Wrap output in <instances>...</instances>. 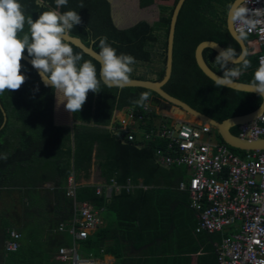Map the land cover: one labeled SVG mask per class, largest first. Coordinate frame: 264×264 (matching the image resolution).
<instances>
[{"label":"trees","instance_id":"16d2710c","mask_svg":"<svg viewBox=\"0 0 264 264\" xmlns=\"http://www.w3.org/2000/svg\"><path fill=\"white\" fill-rule=\"evenodd\" d=\"M233 1H184L175 29L172 74L163 86L171 95L218 121L249 113L263 101L258 93L217 87L200 69L195 58V49L203 40H215L224 48L230 46L235 49L236 56L241 53L240 44L227 28V13ZM20 2L25 13L32 15L34 20L49 7H55L54 0H44L43 5L38 0ZM177 2L139 0L142 8L157 4L159 17L140 20L128 28H118L114 24L109 0H68V4L59 11L78 12L82 22L70 34L80 37L96 51H100L99 38L106 36L118 54L135 57L131 78L161 80L167 63L171 17ZM81 3L83 8L79 7ZM117 15L120 20V9ZM243 36L246 42L250 40L249 36ZM69 45L84 60H91L99 74L101 66L96 59L74 44ZM24 53L27 54V51ZM217 54L209 47L203 51L208 65L222 75L215 59ZM245 59L251 62V66L235 80L252 83L258 57L248 52ZM241 62L230 63L228 67H239ZM22 65V72L27 77L25 83L19 90H6L0 95V191L4 189L11 193L12 188L20 191L22 197L29 201L27 211L39 206L40 212L44 213L48 201H55L56 217L49 222V230L44 235L40 233L39 236L36 229H29L21 246L9 252L5 251L4 242L12 228L8 229L9 224L2 223L0 261L4 260L5 264H46L44 255L58 251L60 245L66 243L63 233L54 230L61 222L68 225L74 218L75 204L67 195L68 178L72 176L76 183L81 178H88L95 163L105 183L110 185L115 182L121 186L120 191L108 197L105 188L101 195H97L98 185L79 184L75 200L77 203L89 201L97 208L106 207L116 214L118 223L115 227H101L82 240L86 254L95 252L98 255L104 248L107 253L121 259V264H172L170 257L179 260L177 264H191L192 255L197 254L199 264L202 261L218 264L217 247L212 245L215 240L222 241L230 231L194 233L198 223L196 210L190 205L189 193L177 188L187 175V167H167L157 160V149L166 148L164 139L143 137L135 142L119 136V116L130 107L141 110L142 106L134 105L132 101L142 92H149L150 99L156 93L144 87L109 88L101 83V91H89L82 110L72 113L74 126L59 125L54 120L55 93L51 86H45L35 68L24 59ZM63 106L58 105L59 121L69 117V111H65ZM152 115L163 122L168 119L155 112ZM111 124L112 127H109ZM147 127L153 128L152 120ZM232 132L239 134V126L233 127ZM218 137L224 142L219 134ZM229 147L239 155L246 153L245 150ZM140 180L147 188L137 186ZM128 181L134 188L127 190ZM47 184H50L46 187L47 192L39 191L36 197L33 196L37 188ZM42 224L41 230L44 229ZM158 239L164 243L162 255L156 254ZM126 240L137 247L153 243L150 256L141 260L124 257ZM166 259L169 260L167 263Z\"/></svg>","mask_w":264,"mask_h":264},{"label":"built area","instance_id":"2783aa9c","mask_svg":"<svg viewBox=\"0 0 264 264\" xmlns=\"http://www.w3.org/2000/svg\"><path fill=\"white\" fill-rule=\"evenodd\" d=\"M247 6L249 14L242 20L234 19V28L249 36L248 43L256 42L259 50L257 68L264 61V0H243L237 7ZM167 116L159 107L146 101L141 110L128 108L119 116V136L123 140L160 138L166 148L157 149V160L164 165H185L188 178L179 183L187 191L190 205L196 210L197 232H224L233 228L217 245L218 264H264V149L245 150L242 156L216 138L215 128L207 122H193L184 117L174 123L163 122ZM152 120L153 128L148 129ZM243 137L264 136V114L239 125ZM69 196L76 195V182L68 179ZM102 190L97 187L96 193ZM101 223L99 210L89 201L76 205L70 226L61 223L60 230L73 236L71 246L58 249V259L71 264H98V260L80 252L79 241L86 239ZM5 242L7 252L20 247L21 233L9 230Z\"/></svg>","mask_w":264,"mask_h":264},{"label":"clouds","instance_id":"9594fccd","mask_svg":"<svg viewBox=\"0 0 264 264\" xmlns=\"http://www.w3.org/2000/svg\"><path fill=\"white\" fill-rule=\"evenodd\" d=\"M38 2L44 4V0ZM54 3V8L49 7L34 20L25 13L20 0H0V95L6 90H19L25 83L22 60L26 50L45 86H51L54 91L57 104H63L67 111L75 114L82 110L89 91H101V83L123 89L130 81L136 59L130 54H118L106 36L100 37L102 64L98 74L96 65L74 52L64 39L82 22L81 16L75 10L59 11L68 0H54ZM79 7L83 8L84 4ZM249 12L247 6L239 7L233 11V19L242 20ZM235 56L236 51L230 46L219 50L215 59L222 75L214 81L217 87L238 79L251 66L249 60L243 59L239 67L229 68ZM251 87L264 96V61L255 70ZM149 99V92H142L132 103L143 106Z\"/></svg>","mask_w":264,"mask_h":264},{"label":"water","instance_id":"95a60500","mask_svg":"<svg viewBox=\"0 0 264 264\" xmlns=\"http://www.w3.org/2000/svg\"><path fill=\"white\" fill-rule=\"evenodd\" d=\"M109 1L111 4V14H112V18L114 21L115 19H114V13H113V8H112V5L114 6V4L112 3V0H109ZM184 1L185 0H178L173 10V13H172L170 29H169V36H168L167 63H166L164 77L161 80L130 78L129 83L125 87H144L147 89H151L152 91L156 93L150 99V103L153 106H156L159 108L162 107L168 114L169 113L176 114L178 115V118H181V119H184L185 115H190L194 117L195 119H198L199 121L207 122L211 124L215 128L217 133L220 135V137L223 139V141L233 148H238L240 150H256V149L262 150L264 149V136H260L257 138H248V137H243L240 134H235L234 132H232L233 127L239 126L246 122L253 121L264 114V96H262L263 101L257 109L249 113H246V114L236 115V116L228 117L222 121H218L208 116L207 114L197 110L196 108L192 107L190 104H188L184 100L171 95L163 88V86L168 82L172 74L175 29H176L178 15H179L180 9ZM242 1L243 0H234L227 13V28L230 34L232 35V37L241 46V53L238 56L234 57L233 63H239L243 59H245V57L248 54V48H249L248 46L249 44L244 39V36L238 33L234 28L233 11L237 9V7L240 5ZM64 39L66 42L74 44L75 46L79 47L82 51H84L86 54L96 59L100 63V66H101L102 60L99 56V52L96 51L92 45H87L86 43L83 42V40L80 37L73 36L70 33L67 34L64 37ZM208 47L212 48L217 53L219 52V50L224 49V47L215 40H203L197 45L195 49V58H196L198 66L209 78L215 81L217 76H220V74L215 72L208 65L203 55L204 49ZM24 60L31 64L30 62L31 57H29L28 54L26 53H24ZM35 70L38 72L37 69ZM251 85L252 83L242 82V81L234 79L224 86L237 89V90H241V91L257 93L256 91L252 90ZM57 108H58V104H57V99L55 95V107H54L55 123L59 125L61 124V125H67V126L73 127L75 121L72 118V113H69L70 115L67 120L59 121L57 118V111H58ZM109 127H112V124ZM138 146L141 147V144H139Z\"/></svg>","mask_w":264,"mask_h":264},{"label":"crops","instance_id":"0c3cea01","mask_svg":"<svg viewBox=\"0 0 264 264\" xmlns=\"http://www.w3.org/2000/svg\"><path fill=\"white\" fill-rule=\"evenodd\" d=\"M129 2H130V0H126V6H125L126 17L124 16L123 19H122V16H121L120 20L117 19L118 18V15H117L118 14V9H115V7L112 5L113 13H114V19H115L114 20L115 21L114 24H116L118 26V28L131 27L136 22H138L139 20L154 19V18H151V17L139 18L138 16L135 19H129V18H131V16H133V18H134V16H135V7H136L135 4L132 5V4H129ZM112 3H113V0H112ZM137 4H138L139 8H141L140 5H139V0H137ZM153 5H156L157 9L159 10L157 4H153ZM146 8H148V6L144 7L142 10H144ZM119 9L121 10V8H119ZM158 17H159V15H158ZM125 18L127 19V21L129 19L130 22L126 23L124 21ZM248 44H249L248 45L249 46L248 52L256 54V52L259 50V45L255 41L252 42V43H248ZM159 109L163 110V114L166 112L164 110V108H162V107L159 108ZM64 110H65V107H64ZM166 114H167V116H165V117L172 118V122L171 123H174L176 121L177 117H178V115H176V114H172V113L168 114L167 112H166ZM186 116L187 115H185L184 117L186 118ZM165 166L168 167V165H165ZM188 171L189 170L187 168V174H188ZM68 184H67V187L69 186ZM76 184H77L76 188H77V186L79 184L98 185L102 191H103V188H105V195L108 196V197H111L114 192L118 193L120 191V189H121V186L116 185L115 182H113V184H110V185L106 184L104 179L100 175V169L97 167V165L95 163L92 166L90 176L88 178H81L80 182H77ZM137 186L138 187L147 188V186H143L141 180L139 181V184H137ZM46 187H50V184H47L45 186H41V187L37 188L35 193L33 194V196L36 197V195H37L36 192H39V191L41 193L47 192ZM132 188H134V186H132L130 184V182L128 181L127 190H130ZM177 188L179 189V187H177ZM182 191H184V190H182ZM101 194H102V192L100 194H97V195H101ZM70 197L74 201V204H75L74 205V210H76V205H78L79 203L76 202L75 197H72V196H70ZM28 202L29 201L26 199V197H24V196L22 197V193L20 191H18L17 189H15V188H12V192L11 193L7 192L4 189H3V191H0V225L3 226L2 223L6 222L7 224H9L8 229L16 228L17 230L20 231V233H21L20 246H21L22 241H25V239H27L26 236H25L24 227L26 226V224L28 222H30V220L35 218V216H37V219L38 218L41 219L40 223H43L42 226L44 227V229L37 230V232L39 233V236H40V233L44 235L47 232V230H49V226H48L49 222L51 220L55 219V217H56L55 207H54L55 201H48L47 206H46L47 210L45 209L44 213L40 212L41 208H39V206L38 207L33 206L31 210L27 211L26 210V206H27ZM96 209L99 210V216L101 218V223L97 226V228L93 232H95L97 229H99L101 227H104L106 225H111L112 227H115L117 225L118 219H117L116 214L114 212L110 211L109 209H106V207H98V208L96 207ZM106 212L113 213L114 214V219H111L110 216L107 217ZM74 215H75V213H74ZM195 219H197V215L196 214H195ZM71 222H72V220L70 221V223L68 225L66 224V222H64V224L68 227V226H70ZM59 226L54 231L62 232L63 233L62 236L66 240V243L63 244V245H60V247L61 246H71L73 244V236H72V234L67 230V227L64 230H60ZM196 227H197V225H196ZM196 227H195L194 233H198L196 231ZM231 230H233V228L228 229L226 231H231ZM204 232H206V231H204ZM172 233H174V230H172ZM207 233H209V232H207ZM212 233H217L218 234L219 232H212ZM220 233H222V232H220ZM216 238L219 239L218 236ZM81 241H79V243H81ZM220 242H219V240H215L214 241V245H212V246H214L216 248L217 245L220 244ZM172 243H173L172 244L173 247H175V242L173 241ZM163 244L164 243H163V241L161 239H158V241L156 242L155 249H156V254L157 255H162L161 253H162V245ZM152 245H153V243H146V244H144L142 246L137 247V246L134 245L133 242H130L129 240H126L125 243H124V246H125V249L123 251L124 253L122 255L124 257H131V258H134L136 260L145 259V258L150 256V254H151L150 247H152ZM205 246L206 245H203V247H205ZM4 249H5V242H4ZM5 251H6V249H5ZM80 252L83 255L91 254L92 256H94L98 260V264H121L122 263L121 259L117 258L116 255H114L113 253H107L106 251H104V248H102L100 250L98 255L94 254L95 252L94 253L90 252L89 254H86L85 250L82 249L81 246H80ZM170 254H173V253H170ZM57 255H58V251H56V252L53 251V252H50V253H46L44 255V261L45 260L47 261V262L45 261L46 264H71L69 261H62V260L58 259ZM170 258H172V259L170 261L168 259H166L165 263H167L169 261L172 264H174V263L177 264V262L179 261V260L177 261V259L174 258V257H170ZM187 263H189V262H187ZM0 264H5L4 260H1ZM191 264H199L198 263V255L197 254L192 255ZM202 264H207V263L205 261H202Z\"/></svg>","mask_w":264,"mask_h":264},{"label":"rangeland","instance_id":"374dc122","mask_svg":"<svg viewBox=\"0 0 264 264\" xmlns=\"http://www.w3.org/2000/svg\"><path fill=\"white\" fill-rule=\"evenodd\" d=\"M113 3H114V7L115 9H119L121 8V16H122V19L123 17L125 16L126 17V9H125V6H126V0H113ZM129 4H135L136 7H135V16L133 18V16H131V18L129 19H135L137 16L139 18H142V17H151V18H158V15H159V10L157 9V6L156 5H151L150 7L148 6V8L142 10L143 8H139L138 4H137V0H130ZM125 18L124 21L126 23L130 22V20ZM66 111V109H65ZM186 119L190 120V121H193V122H198L199 120L195 119L194 117L190 116V115H187L186 116ZM66 120V119H65ZM167 123H171L172 122V118H169L168 119H164ZM196 120V121H195ZM216 134V138L219 140V137H218V133L217 131L215 130L214 132ZM239 153V152H237ZM183 167H186V166H183ZM187 169V168H186ZM188 178V174L186 175L185 177V180H187ZM106 215L107 217L110 216L111 219H114V214L113 213H110V212H106ZM40 221L41 219H37V216H35V218H33L32 220H30V222H28L26 224V226L24 227V230L25 232H27L30 228L31 229H36V230H40ZM79 245L81 246L82 249H85L84 248V245L82 243H79Z\"/></svg>","mask_w":264,"mask_h":264},{"label":"bare ground","instance_id":"6f19581e","mask_svg":"<svg viewBox=\"0 0 264 264\" xmlns=\"http://www.w3.org/2000/svg\"><path fill=\"white\" fill-rule=\"evenodd\" d=\"M196 120H197V119H196ZM196 120H195V121H196Z\"/></svg>","mask_w":264,"mask_h":264}]
</instances>
